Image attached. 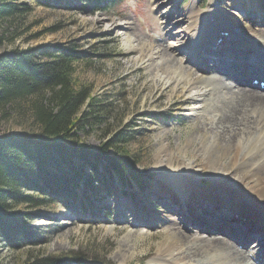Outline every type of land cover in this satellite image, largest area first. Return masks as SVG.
Segmentation results:
<instances>
[{"label": "rangeland", "instance_id": "obj_1", "mask_svg": "<svg viewBox=\"0 0 264 264\" xmlns=\"http://www.w3.org/2000/svg\"><path fill=\"white\" fill-rule=\"evenodd\" d=\"M192 1L182 0L180 4L176 5L173 1H169L155 9V0H114L104 7L95 6L94 0H68L66 3L51 4L50 6L33 0H16L17 3L28 4L29 13L26 15L25 22L29 28L16 40L14 45L5 44L0 52L15 47L27 49L47 46L52 48L75 47L77 51L88 54L87 60L79 61L75 65L77 80L79 83L87 85L93 95L114 103L118 113L116 116L110 114L105 117L106 119H96L90 122L86 131L80 134L81 139L87 145L97 147L105 143L115 131H129L133 135V139L125 146L123 145L121 150L135 156L134 165L136 168L139 172L148 171L152 174V180L148 183V186H142L140 182H135L138 185L128 184L127 187L116 183L111 192L101 187L99 192L91 197L93 205L92 209L88 210L78 209L74 204L72 207L66 208L59 203L44 208L27 210L34 215L31 226L36 229L37 233H40L39 240H43V244L16 248L2 241L0 242V264H21L30 257L61 256L71 252L83 253L90 261L96 260V264H121L118 251L120 246H125V238L128 233H133L134 238H130L129 241L131 240V242L128 243L132 246L135 245L137 253L136 258L129 264H149L157 256L159 246L167 238L166 235L168 234L165 227L173 226V229L178 230V223L171 222L165 226L148 225L151 227H146L142 224L139 225V223L136 224L135 215H133V208H138L144 212L140 217L146 219L142 220L149 223L156 216H161V214L168 211L167 208L174 212L177 211V213L180 210L178 205L175 204L171 207L164 206V204L169 205L172 202H170L169 197L159 194L158 191L160 190H156V187H158L157 189H160V187L166 188L163 185H156V179L159 175H162L161 169L163 167L157 159V152L160 148L158 135H169V142L165 141L166 149L175 154L187 145L189 139L194 140L192 141L194 144L189 147L190 150L194 149L198 146L197 144H200V135L205 133H208L207 137L213 134L227 138L228 136L223 132V126L225 124L224 120H226L224 110H227L228 100L221 99L217 104V107H221V109L216 110L223 109L225 112L222 114V120H224L221 123L219 122V125H214L212 129L208 120L214 117V114L212 117L209 116L211 112H206V118L201 114L192 117L195 102L192 100L191 95L194 94L182 96L179 93H177L178 95L174 93L172 95L170 88L156 89L151 80H156L155 72L157 71L151 70L146 67L147 65L141 68H126L123 65L128 59L132 60L140 56L138 51L128 56L124 54L127 52L125 44L128 43L129 39L131 43L134 42V45L139 40L147 45H154L153 47L160 51L163 49L168 52H170L168 45L174 43L175 47L180 50L174 56L176 61H173V65L180 66L178 62L183 60L182 67L191 68L190 74H192L190 76L194 72L198 73L197 64L193 61L194 57L187 47H182L181 38L178 36L179 33L176 32V28L172 32L170 31L173 36L167 34L166 25L163 24L161 18V12L167 6L169 7L171 3L176 12L179 13L178 15L183 16L188 12V6L192 4ZM236 1L196 0L192 6L195 10L208 11L209 7L213 10L217 9L222 13L224 12L225 17L229 16L227 18L234 23V26L252 28L253 21L251 20H257L258 17H261V14L257 15L255 12H250L251 10L241 9L240 5L236 6ZM252 10H255V8ZM178 15H175V18ZM209 16L214 17V14L211 13ZM98 19L103 21L98 22ZM110 20H113L117 25H124L129 22L132 27L129 30L120 31L119 34L108 35L106 27H110ZM258 28L259 26H257ZM207 32H210V30H207ZM227 35H221L217 42L212 43L210 49L218 51L223 48V51H227L229 46V40H226ZM230 36L232 37V34ZM234 39L232 42H234ZM208 42H210L209 39ZM106 56L110 58H104ZM205 61V59L204 61L202 59L199 63L203 66L210 64L207 62L205 64ZM218 76L228 82H234L232 77L228 78L224 74L218 73ZM262 81L256 82V84L261 85ZM241 87L264 93V90L258 86L244 85ZM219 92L221 95L224 94L221 89ZM111 117H114V119L111 120ZM205 124L207 125L206 131L204 130ZM202 130H204V133ZM35 131L36 125L31 119L30 109L27 105L22 110L15 106L14 108H7L6 112L0 111V136L5 134L33 135ZM243 147L247 151V147ZM163 154H166V152ZM179 154L184 157L181 158L184 162L191 158L190 155L186 156L185 153ZM228 161L229 154H225L221 162ZM228 173L226 175L229 179L230 176H234V169H229ZM213 175L212 172L208 175L205 174L200 186L215 188L220 193L226 192L222 191L210 179ZM191 180L197 181L196 179ZM187 184H194L195 186V183L192 182H187ZM122 208L124 209V215L128 216L132 223L120 219L123 216L120 213ZM206 209L209 212L196 208L191 212V215H193V218L194 215L203 216V219L208 215L213 219L217 218L219 221L224 220L225 215H227L224 210L217 213L210 207ZM245 217L247 215L244 214L236 218ZM186 224L185 226H189V229L186 227L182 229L184 234L190 237L186 239V247L194 250V253L193 251H188V253L195 254L197 252V255L202 252L200 246L198 248L196 244L191 243L194 238L196 240V233H200L201 238H205V236L209 238L230 237L229 233L225 234L220 231L209 236L207 232L209 228L203 226V222L200 223V227H204L205 231H200L199 226L188 223V220ZM248 226H243L242 232H245L246 228L251 230L252 224L248 223ZM177 232H180V230ZM138 234L141 235L138 236ZM133 239L134 241H132ZM254 240L252 239L245 244L233 240L232 244L243 253H246L244 255L246 258ZM211 245L208 247L211 248ZM219 246H224V244ZM230 250L233 251V249Z\"/></svg>", "mask_w": 264, "mask_h": 264}, {"label": "bare ground", "instance_id": "obj_2", "mask_svg": "<svg viewBox=\"0 0 264 264\" xmlns=\"http://www.w3.org/2000/svg\"><path fill=\"white\" fill-rule=\"evenodd\" d=\"M155 1L154 8L157 9L169 1H173L176 5L180 4L182 0ZM195 2L196 0H193L192 4ZM236 2V6L240 5L241 9L251 10L250 12H255L257 15L261 14L262 18L251 20L253 22L252 28H250L234 26V23L229 21V16L227 18L224 16V12L213 10L211 7L208 11L205 10V17L203 16L205 11L195 10L192 4L188 6L189 10L183 16L178 15L179 13L176 12L172 3L161 12L167 34L171 35V32L176 28V32L181 38L182 47H187L194 57L193 61L196 62L199 72H194L192 76H190L191 68L182 67L183 60L178 62L180 66L173 65V61H176L174 56L180 50L175 47L174 43L168 45L170 52L163 49L160 51L153 47L154 45H147L139 40L136 45L134 42L131 43L130 39L125 44L127 52L124 54L128 56L138 51L140 56L132 60L128 59L123 67L141 68L147 65L146 67L157 71L155 77L158 79L151 80L156 89L170 88L172 95L174 93H179L182 96L194 94L191 95L195 102L192 117L201 114L206 118V112H211L209 116L212 117L214 114V117L208 120L213 129L214 125H219V122L224 120H222V114L224 111L226 112L225 124L222 122L224 124L222 126L224 134L228 137L213 134L207 137L208 133L202 134L200 135V144H197L198 146L192 150L189 147L194 144L192 142L194 140L189 139L187 145L179 151V153H185L186 156L190 155L191 158L188 161L181 160L183 156L179 153L167 151L165 141L169 142L168 134L158 135L160 148L157 152V159L163 167L162 175L156 179V185H163L166 188L157 189L158 187H156V190H160L159 194L167 196L171 200L172 204H164V206L171 207L175 204L180 210L177 213V211L174 212L167 208L168 211L161 216H156L149 223L142 220L146 219L145 217H140L144 213L142 210L134 207L133 215H135L136 224L139 223L146 227L148 225L165 226L169 222L178 223L179 227L178 230L173 229V226L165 227L167 238L159 246L157 256L153 257L154 259L149 264H264V93L241 87L244 85L253 86L252 81L264 78V0H237ZM254 8L255 10H252ZM211 13L214 14L212 23L208 17ZM175 15L178 17L175 18ZM97 21L102 22L103 20L98 19ZM257 26H259L258 29ZM107 27L106 33L111 35L119 34L122 30H129L132 26L129 22L117 25L113 20H110V27ZM223 32L228 34L226 38L229 40L227 51H223V48L218 51L211 50L210 46L214 41L217 42ZM233 38H235L234 42H232ZM202 59L206 60L205 64H210L203 66L199 63ZM218 73L224 74L228 78L232 77L234 82L220 78ZM259 88L262 89L261 86ZM220 89L224 91V94H220ZM221 99L228 100L227 106L225 105L227 110H216L221 109V107H217ZM206 126L205 124L204 130ZM243 146L247 147V151ZM164 152L166 154H163ZM225 154H229V161L222 163L221 160ZM231 168L234 169V176H230L228 179V171ZM210 172L214 174L210 179L222 191L226 192L220 193L215 188L200 186L203 176ZM187 182L195 183V186L194 184L188 185ZM207 207L217 213L224 210L227 214L225 219L219 221L208 215L204 217L205 219L202 218L203 216L196 215L193 218L191 215V212L196 208L209 212ZM123 212L122 208L120 213L123 216L120 219L132 223V220ZM137 212L139 213L136 216ZM244 214L247 217L236 218ZM187 220L188 223L199 226L200 231H205L204 227H200V223L203 222V226L209 228L207 231L209 236L220 231L225 234L229 233L230 237L209 238L205 236L203 239L202 236H199L200 233H196V240L194 238L191 243L196 244L197 247L200 246L202 252L197 255V252L193 254L194 250L186 247V239L190 237L182 230L185 227L189 229V226H185ZM248 223H251L253 227L251 226V230L246 228L245 232H242L243 226L249 227ZM179 230L180 232H177ZM140 235L138 234V236ZM126 238L125 246H120L118 251L121 264H129L137 254L135 245L132 246L128 243L131 242L130 238H134L133 233H128ZM252 239L255 240L246 258L244 256L246 253L232 244L233 240L245 244ZM204 242L205 244H203ZM210 244H212L211 248L208 247ZM220 244H224V246H219ZM230 249L233 251L231 252ZM188 251H193V253H188Z\"/></svg>", "mask_w": 264, "mask_h": 264}, {"label": "trees", "instance_id": "obj_3", "mask_svg": "<svg viewBox=\"0 0 264 264\" xmlns=\"http://www.w3.org/2000/svg\"><path fill=\"white\" fill-rule=\"evenodd\" d=\"M33 1L46 6L68 2ZM113 1L94 0V4L104 7ZM28 13V4L0 0V49L14 45L26 32ZM88 57L75 47H15L0 52V111L27 105L36 125L33 135L0 136V242L16 248L43 244L31 226L34 215L27 210L57 203L88 210L101 187L111 192L116 183L148 186L152 180V174L136 168L135 156L121 150L133 139L129 131L117 130L97 147L81 139L90 122L118 113L114 103L93 95L77 80L75 65ZM96 262L71 252L30 257L21 264Z\"/></svg>", "mask_w": 264, "mask_h": 264}]
</instances>
